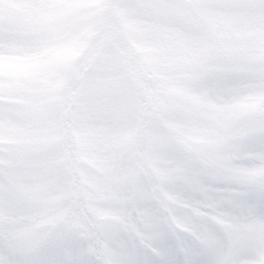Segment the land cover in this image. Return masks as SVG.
I'll return each instance as SVG.
<instances>
[{
    "label": "snow or ice",
    "instance_id": "6c2138e0",
    "mask_svg": "<svg viewBox=\"0 0 264 264\" xmlns=\"http://www.w3.org/2000/svg\"><path fill=\"white\" fill-rule=\"evenodd\" d=\"M0 264H264V0H0Z\"/></svg>",
    "mask_w": 264,
    "mask_h": 264
}]
</instances>
